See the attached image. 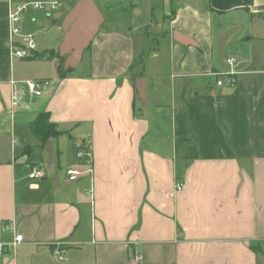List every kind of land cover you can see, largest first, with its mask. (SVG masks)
<instances>
[{
  "label": "crops",
  "instance_id": "obj_1",
  "mask_svg": "<svg viewBox=\"0 0 264 264\" xmlns=\"http://www.w3.org/2000/svg\"><path fill=\"white\" fill-rule=\"evenodd\" d=\"M48 1L62 6L31 10L22 28L53 32L58 52L13 58L10 3ZM77 1L0 0V243L23 239L0 264H264V68L232 50L251 41L264 0H93L107 16L66 68L62 23ZM41 55L53 77L23 76ZM230 58L237 82L218 86ZM27 81L48 85L34 97ZM42 113L61 134L40 149L30 123ZM85 145L91 164L76 157Z\"/></svg>",
  "mask_w": 264,
  "mask_h": 264
},
{
  "label": "built area",
  "instance_id": "obj_2",
  "mask_svg": "<svg viewBox=\"0 0 264 264\" xmlns=\"http://www.w3.org/2000/svg\"><path fill=\"white\" fill-rule=\"evenodd\" d=\"M62 6L61 2L48 1V2H32V3H10L9 9V23H10V37H11V54L15 59H26L33 56L36 51V39L32 32H24L22 28L23 17L31 10H40L45 12H51L57 10ZM235 59L230 58L226 64L229 70L226 73L219 74L220 79L217 81L218 86H234L237 82L236 74L233 71ZM47 82L41 81H27L25 87L29 94L34 97H40L47 87ZM14 88L16 86L14 84ZM24 99L21 94L15 93L14 100L20 102ZM76 157L84 160L86 163H92V152L90 147L85 145L77 151ZM92 172V170H90ZM80 175V172L76 169H68L67 177L69 180H75ZM44 177V171L38 167H33L29 174L30 179H38ZM177 190L180 191L183 188L182 183H177ZM2 232L9 230V225L3 223L1 227ZM23 241L20 235H16L11 243H0V259L5 253L10 252L14 247L19 245ZM54 255L60 260H65L60 245H56L53 249ZM141 260V257H140Z\"/></svg>",
  "mask_w": 264,
  "mask_h": 264
},
{
  "label": "rangeland",
  "instance_id": "obj_3",
  "mask_svg": "<svg viewBox=\"0 0 264 264\" xmlns=\"http://www.w3.org/2000/svg\"><path fill=\"white\" fill-rule=\"evenodd\" d=\"M101 12L107 16L106 10L103 8L101 3L99 1H96ZM125 5L128 7V3H125ZM162 13V8L160 6H157L155 16L159 17L160 14ZM258 19V18H257ZM130 16L129 15H124L123 16V28L130 24ZM52 21V20H51ZM126 23V24H125ZM247 26L245 27V29ZM239 29V28H238ZM237 29V31H238ZM45 28L41 27L40 30H36V45H37V51L42 53L44 50L47 48H53L55 46V51L58 52L57 45H54V33L51 31L45 32ZM215 30H217V27H215ZM235 31V32H237ZM243 31V30H242ZM239 30V32H242ZM232 32V29L229 30L228 36ZM251 34H252V39L250 42H240L238 44H235L234 47L232 48L234 52V56L240 60L241 56H247L250 57L249 60L251 61L250 65L255 68H264V20H256L252 25H251ZM152 39V38H151ZM145 42V41H144ZM148 44V48L146 49V54L150 51L151 47H156V43L150 41ZM163 45L161 44L162 48ZM88 50H86L87 53ZM149 54V53H148ZM218 56L220 63H223L226 61V56H222V51H218ZM146 59H148V62L152 61V58H148L145 56ZM169 58V53L168 51H162V54L160 56L161 60H167ZM145 59V60H146ZM248 60V61H249ZM54 60H49L48 58H36V59H31L25 61V65L20 66V73L23 74V76L30 78L32 80H40V79H48L52 78L54 75ZM85 61V60H84ZM142 61V60H141ZM240 63V62H239ZM246 63V62H245ZM223 66V65H221ZM21 67H23L21 69ZM212 83H216L215 78L210 79ZM151 107V105H150ZM166 124L165 122H163ZM168 127V126H167Z\"/></svg>",
  "mask_w": 264,
  "mask_h": 264
},
{
  "label": "water",
  "instance_id": "obj_4",
  "mask_svg": "<svg viewBox=\"0 0 264 264\" xmlns=\"http://www.w3.org/2000/svg\"><path fill=\"white\" fill-rule=\"evenodd\" d=\"M103 22L104 17L93 0H79L74 4L62 23L65 35L60 45V56H67L66 68L75 67L81 61ZM142 83L140 80V99L144 96Z\"/></svg>",
  "mask_w": 264,
  "mask_h": 264
},
{
  "label": "trees",
  "instance_id": "obj_5",
  "mask_svg": "<svg viewBox=\"0 0 264 264\" xmlns=\"http://www.w3.org/2000/svg\"><path fill=\"white\" fill-rule=\"evenodd\" d=\"M76 2L71 3L72 7ZM261 16V15H260ZM37 58H47L45 55L37 56ZM50 58V57H48ZM60 73H64L60 67ZM30 129L33 135L41 142L39 148H43L50 138L59 137L61 132L57 130L56 125L50 121L48 113H42L36 120L30 123Z\"/></svg>",
  "mask_w": 264,
  "mask_h": 264
}]
</instances>
